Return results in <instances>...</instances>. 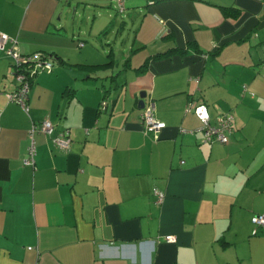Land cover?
Masks as SVG:
<instances>
[{
    "label": "crops",
    "instance_id": "obj_1",
    "mask_svg": "<svg viewBox=\"0 0 264 264\" xmlns=\"http://www.w3.org/2000/svg\"><path fill=\"white\" fill-rule=\"evenodd\" d=\"M78 1L0 0V32L52 61L24 110L0 51V264H264L251 223L264 215V0H124L125 38L123 20L76 29ZM190 103L212 125L233 115L228 144L202 142ZM45 120L53 134H35L25 166ZM62 132L68 149L52 143Z\"/></svg>",
    "mask_w": 264,
    "mask_h": 264
},
{
    "label": "built area",
    "instance_id": "obj_2",
    "mask_svg": "<svg viewBox=\"0 0 264 264\" xmlns=\"http://www.w3.org/2000/svg\"><path fill=\"white\" fill-rule=\"evenodd\" d=\"M119 11L124 8V0H116ZM262 1V0H259ZM0 51H5L11 58L15 73L14 78L17 83V89L14 93L8 94V99L12 102L20 105L24 110H27V99L30 87V81L35 74L36 70L47 69L50 70L52 62L46 58L43 54L37 53L31 57L22 56L17 48V41L10 38L6 34L0 32ZM105 106V103H102ZM186 113H193L201 123V131L203 133L202 142L206 144H219L226 145L230 140V135L233 132V115L224 114L217 118L214 125L210 123L207 106L203 103H190L185 109ZM140 121L142 129L145 135H152L154 140L159 139V134L165 129V123L158 120L154 114V105L151 104L144 107L140 115ZM54 131V125L51 121L45 120L39 124H33L29 130L30 144L28 147L27 157L23 160L25 166L35 165V134H43L51 136ZM52 143L61 149H68L70 140L66 132L60 133L54 137ZM154 195L157 197V203H161L163 200V194L154 191ZM251 223L256 229L264 231V215H254L251 218ZM166 242H174L173 236H167Z\"/></svg>",
    "mask_w": 264,
    "mask_h": 264
},
{
    "label": "rangeland",
    "instance_id": "obj_3",
    "mask_svg": "<svg viewBox=\"0 0 264 264\" xmlns=\"http://www.w3.org/2000/svg\"><path fill=\"white\" fill-rule=\"evenodd\" d=\"M140 1L143 2L142 0ZM78 2H80V4L78 8V13L76 14L75 17L76 29H78V26L79 28H84L86 26L87 23L85 19L87 17H89V21H90L89 24H92L93 21L95 22L94 30L96 31H98V29L100 30L104 29L105 26L109 27L108 24H110L111 21H113L115 25L116 21L123 20L124 22L128 23V27L124 33V38L126 37V34L128 35L131 34L130 20L127 19L126 14L125 15L124 13L119 14L118 8L115 5L116 2L114 3V0H79ZM129 2H137V1L126 0L125 1L126 10H128L129 6H131ZM119 25L113 26L114 31L118 29Z\"/></svg>",
    "mask_w": 264,
    "mask_h": 264
},
{
    "label": "trees",
    "instance_id": "obj_4",
    "mask_svg": "<svg viewBox=\"0 0 264 264\" xmlns=\"http://www.w3.org/2000/svg\"><path fill=\"white\" fill-rule=\"evenodd\" d=\"M223 12H224V15L225 16H229V17H235L236 16V14H237V12L236 11H233V10H230V9H224L223 10ZM46 57V56H45ZM156 58H159L160 57V55H157V56H155ZM47 58V57H46ZM50 61H51V59H49ZM52 62V61H51ZM107 64H110L111 65V62L110 63H107ZM107 64H105V65H107ZM104 65V66H105ZM103 66V65H102ZM145 65H143V66H141L140 68H139V72H144V70H145ZM39 70H36V73L38 72ZM15 79V78H14ZM31 81H32V79H31ZM31 81H30V84L29 85H31ZM16 82V81H15ZM16 89H17V83H16Z\"/></svg>",
    "mask_w": 264,
    "mask_h": 264
},
{
    "label": "water",
    "instance_id": "obj_5",
    "mask_svg": "<svg viewBox=\"0 0 264 264\" xmlns=\"http://www.w3.org/2000/svg\"><path fill=\"white\" fill-rule=\"evenodd\" d=\"M145 97H146V93L141 92L139 95V102H138V106L140 109H144V107H145V103H144Z\"/></svg>",
    "mask_w": 264,
    "mask_h": 264
}]
</instances>
